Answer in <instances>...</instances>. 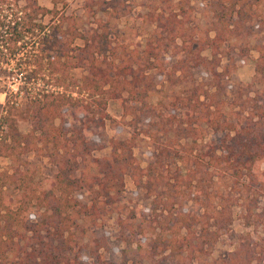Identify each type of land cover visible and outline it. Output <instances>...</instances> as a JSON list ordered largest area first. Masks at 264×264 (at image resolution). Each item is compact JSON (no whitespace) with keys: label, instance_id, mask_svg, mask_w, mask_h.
Listing matches in <instances>:
<instances>
[{"label":"trees","instance_id":"trees-1","mask_svg":"<svg viewBox=\"0 0 264 264\" xmlns=\"http://www.w3.org/2000/svg\"><path fill=\"white\" fill-rule=\"evenodd\" d=\"M199 1L211 14L202 33L157 14L142 48L118 57L108 22L79 30L65 0H0V151L55 168L36 181L15 168L0 183V264H264V89L229 80L252 48L264 86V0ZM165 83L171 93L152 104ZM115 99L121 130L107 136ZM238 199L259 234L212 257Z\"/></svg>","mask_w":264,"mask_h":264},{"label":"rangeland","instance_id":"rangeland-1","mask_svg":"<svg viewBox=\"0 0 264 264\" xmlns=\"http://www.w3.org/2000/svg\"><path fill=\"white\" fill-rule=\"evenodd\" d=\"M64 15L68 20H74L76 27L79 30H88L97 24L98 19L107 21L108 34L111 46L115 49L118 57L129 55L133 50L142 48L149 37L150 32L154 29L153 18L159 14L165 17L172 11L182 14L184 25L187 27L186 33L188 35L196 36L207 27L210 20V12L206 9L204 2L199 0H65ZM40 3L49 7L48 0H40ZM182 5V10L179 8ZM48 16L42 20L48 22ZM207 54L206 51L203 52ZM166 57L168 53L164 54ZM238 57V56H236ZM257 57V52L249 48L241 63H239L233 71L229 74V80L238 83L241 87L248 90L264 89L263 84L256 82L254 79V66ZM168 58V57H167ZM239 59V58H237ZM82 69H74L72 73L75 76L80 75ZM200 80L204 81L202 77ZM10 89L14 88V84H8ZM184 86V84H183ZM157 91L150 94L149 100L154 104L157 100L162 99L163 96L171 93L170 85L156 86ZM174 89H179V86H174ZM4 94L0 93V105L3 102ZM161 110L159 107L156 110ZM107 112L113 119L112 122L106 120L104 132L107 136H111L121 130V125L114 126L113 122L121 117V108L119 100H110L107 104ZM18 128L22 132L28 129V122L23 116H16ZM206 131H200L202 142L206 139ZM158 136L162 135L161 130L157 132ZM171 138V137H170ZM171 141L173 138L170 139ZM149 140L146 136L141 135L137 139V146L133 149V153L139 160L141 155H145L149 148ZM109 148L105 147L100 150L93 151V155L102 156L108 153ZM142 153V154H141ZM142 164V162H141ZM263 166V165H262ZM15 168L24 169L26 174L39 180L42 177H49L55 170L54 166L47 161V159L39 153L27 152L20 154H7L0 151V183L6 179ZM125 189H133L132 183L128 175L124 176ZM12 184L10 185L9 192ZM125 193L130 201H133V194ZM241 200L238 199L236 205L232 210V221L228 230L221 234L213 245L211 252L212 257L223 255L233 249L236 245L239 236L246 232L253 237L259 234L260 227L254 228L248 225L242 217ZM264 197L260 198L254 212L260 211L263 213ZM109 220V224H111ZM122 244L116 241H111V246L117 249ZM211 261V259H210Z\"/></svg>","mask_w":264,"mask_h":264}]
</instances>
